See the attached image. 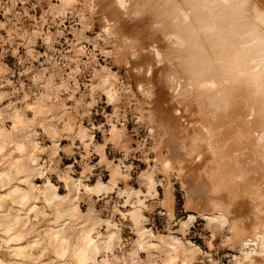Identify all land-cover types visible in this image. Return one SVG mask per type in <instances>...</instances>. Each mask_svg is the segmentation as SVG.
<instances>
[{"label": "rangeland", "instance_id": "rangeland-1", "mask_svg": "<svg viewBox=\"0 0 264 264\" xmlns=\"http://www.w3.org/2000/svg\"><path fill=\"white\" fill-rule=\"evenodd\" d=\"M262 20L0 0V264H264Z\"/></svg>", "mask_w": 264, "mask_h": 264}, {"label": "bare ground", "instance_id": "bare-ground-1", "mask_svg": "<svg viewBox=\"0 0 264 264\" xmlns=\"http://www.w3.org/2000/svg\"><path fill=\"white\" fill-rule=\"evenodd\" d=\"M203 2H204V1H203ZM240 2H241V1H240ZM219 4H220V3H219ZM234 4H235V3H234ZM240 4H241V3H240ZM208 5H209V4H208ZM218 6H219V5H218ZM220 6H221V5H220ZM200 7H201V6H200ZM202 7H203V6H202ZM240 7H241V6H240ZM261 7H262V6H261ZM217 8H218V7H217ZM219 8H220V7H219ZM238 8H239V7H238ZM255 8H256V7H255ZM255 8H254V9H255ZM225 9H226V8H225ZM202 10H203V9H202ZM217 10H218V9H217ZM233 10H234V9H233ZM204 11H205V10H204ZM251 11H252V10H251ZM255 11H256V10H255ZM190 12H191V11H190ZM227 12H228V11H227ZM236 12H237V11H236ZM257 12H258V13H257L256 16H257V17H258V15L261 16V14H259V11H257ZM225 13H226V12H225ZM255 13H256V12H255ZM217 15H218V14H217ZM225 15H226V14H225ZM227 15H228V14H227ZM237 16H238V15H237ZM203 17H204V15H203ZM215 17H216V16H215ZM227 17H228V16H227ZM212 18H213V17H212ZM258 18H259V17H258ZM235 19H236V18H235ZM237 19H238V18H237ZM253 19H254V18H253ZM189 21H190V20H189ZM191 21H192V20H191ZM213 21H214V20H213ZM242 21H243V20H242ZM262 21H264V20H262ZM183 22H184V21H183ZM191 23H192V22H191ZM209 23H210V22H209ZM211 23H212V20H211ZM236 23H237V22H236ZM242 23H243V22H242ZM194 24H195V23H194ZM225 24H226V23H225ZM230 24H231V23H230ZM195 25H196V24H195ZM242 25H243V24H242ZM212 26H213V25H212ZM200 27H201V26H200ZM221 27H222V25H221ZM236 27H237V26H236ZM249 27H250V26H249ZM208 28H209V27H208ZM241 28H242V27H241ZM244 28H245V27H244ZM214 29H216V28H214ZM248 29H249V28H248ZM205 30H206V29H205ZM207 30H208V29H207ZM228 30H229V29H228ZM243 30H244V29H243ZM256 30H257V29H256ZM192 32H193V31H192ZM222 32H223V30H222ZM241 32H242V31H241ZM244 33H245V32H244ZM216 34H217V33H216ZM218 35H219V34H218ZM249 35H250V34H249ZM215 36H216V35H215ZM261 36H262V35H261ZM192 37H193V36H192ZM201 38H202V37H201ZM214 38H215V37H214ZM253 38H254V37H253ZM205 40H206V39H205ZM237 40H238V39H237ZM203 41H204V40H203ZM203 41H201V42H203ZM252 42H253V41H252ZM248 45H249V44H248ZM195 46H196V45H195ZM205 46H206V45H205ZM229 46L231 47V45H229ZM206 47H207V46H206ZM206 47H205V48H206ZM196 49H197V48H196ZM207 49H208V47H207ZM248 49H249V48H248ZM234 50H235V49H234ZM208 51H209V50H208ZM261 52H262V51H261ZM194 54H195V53H194ZM208 55H209V54H208ZM210 56H211V55H210ZM261 56H262V55H261ZM230 57H231V56H230ZM262 57H264V56H262ZM195 58H196V57H195ZM226 58H227V57H226ZM226 58H225V59H226ZM230 59H231V58H230ZM213 60H214V59H213ZM223 60H224V59H223ZM207 61H208V60H207ZM211 61H212V60H211ZM211 61H210V62H211ZM229 61H230V60H229ZM254 61H255V60H254ZM212 62H213V61H212ZM198 64H199V63H198ZM212 64H213V63H212ZM201 65H202V64H201ZM210 65H211V64H210ZM191 67H192V66H191ZM205 67H206V66H205ZM194 69H195V68H194ZM204 70H205V69H204ZM255 70H256V69H255ZM201 71H202V70H201ZM205 71H206V70H205ZM207 71H208V70H207ZM207 71L205 72L206 75H208V74H207ZM231 71H232V70H231ZM202 72H203V71H202ZM199 73H200V72H199ZM221 73H222V72H221ZM233 73H234V72H233ZM259 73H260V72H259ZM199 75H200V74H199ZM214 75H215V74H214ZM191 76H192V75H191ZM211 76H213V74H211ZM219 76H220V75H219ZM225 76H226V75H225ZM230 76H231V75H230ZM191 78H192V77H191ZM212 78H213V77H212ZM201 79H202V78H201ZM212 80H213V79H212ZM215 80H216V79H215ZM234 80H235V78H234ZM258 80H259V79H258ZM192 81H193V80H192ZM200 81H201V80H200ZM209 81H210V80H209ZM224 81H225V80H224ZM197 82H198V81H197ZM210 82H211V81H210ZM216 82H217V81H216ZM227 82H228V81H227ZM230 82H231V81H230ZM230 82H229V84H230ZM232 82H233V81H232ZM191 83H192V82H191ZM203 83H204V82H203ZM208 83H209V82H208ZM260 83H261V82H260ZM201 85H203V84H201ZM208 85H209V84H208ZM225 85H226V84H225ZM243 85H244V84H243ZM245 85H246V84H245ZM194 86H195V85H194ZM194 86H193V87H194ZM233 86H234V85H233ZM250 86H251V85H250ZM207 87H208V86H207ZM210 87H211V86H210ZM215 87H216V86H215ZM248 87H249V86H248ZM202 88H203V87H202ZM219 88H220V87H219ZM229 88H230V87H229ZM231 88H232V87H231ZM261 88H262V87H261ZM216 89H217V88H216ZM233 89L236 91L235 87H233ZM209 90H210V89H209ZM209 90H208V91H209ZM219 90H220V89H219ZM227 90H228V89H227ZM249 90H250V89H249ZM255 90H256V89H255ZM217 91H218V90H217ZM231 91H233V90H231ZM240 91H241V90H240ZM262 91H264V90H262ZM202 92H203V91H202ZM254 92H255V91H254ZM199 93H200V91H199ZM209 93H210V92H209ZM205 94H206V93H205ZM230 94H231V93H230ZM253 94H254V93H253ZM216 95H217V94H216ZM245 95H247V93H246ZM232 96H234V95H232ZM211 97H212V96H211ZM214 97H215V95H214ZM220 97H221V95H220ZM226 97H227V96H226ZM252 98H253V97H252ZM211 99H212V98H211ZM253 99H255V98H253ZM220 101H221V100H220ZM261 101H262V100H261ZM217 105H218V104H217ZM253 107H254V106H253ZM226 109H227V108H226ZM252 109H253V108H252ZM224 110H225V109H224ZM250 125H251V124H250ZM261 129H262V128H261ZM262 131H264V129H262ZM262 131H261V132H262ZM262 133H264V132H262ZM262 133H261V134H262ZM261 134H259V136H260ZM255 136H256V135H255ZM262 136H264V135H261L260 138H261ZM262 138H264V137H262ZM262 141H264V140H262ZM256 142H257V141H256ZM258 142H259V141H258ZM262 143H264V142H262ZM261 145H262V144H261ZM261 145H260V146H261ZM261 147H262V146H261ZM52 187H53V186H52ZM54 188L56 189V187H54ZM46 189H47V188H46ZM19 191H20V190H19ZM15 192L18 193L17 191H15ZM48 194H49V193H48ZM48 194H47V196H48ZM29 195H30V194H29ZM31 195H32V194H31ZM50 196L53 197V195H50ZM50 196H49V197H50ZM49 197H48V199H49ZM55 197L57 198V193H56V192H55ZM46 198H47V197H46ZM50 198H51V197H50ZM51 200H52V199H51ZM57 212H58V211H57ZM14 214H15V213H14ZM3 215H4V214H3ZM215 218H216V217H215ZM6 221H7V220H6ZM4 230H5V229H4ZM86 230H87V228H86ZM254 231H255V230H254ZM12 232H13V231H12ZM15 232H16V231H15ZM86 232H87V231H86ZM256 232H257V231H256ZM3 234H4V233H3ZM16 235H17V234H16ZM253 235H254V234H253ZM9 236H11V235H9ZM260 236H261V235H260ZM253 237H254V236H253ZM261 237H262V236H261ZM8 238H9V237H8ZM18 238H19V237H18ZM248 239H249V238H248ZM248 239H247V240H248ZM13 240H14V239H13ZM258 240H259V239H258ZM67 241H68V240H67ZM85 242H86V241H85ZM91 242H92V240L90 241L89 245H91L90 248H91L92 251L94 252V250L96 251V249H97V248H96L97 245H96V244H92ZM82 243H83V242H82ZM96 243H97V242H96ZM65 244H66V243H65ZM63 245H64V244H63ZM92 245H94V246H92ZM95 245H96V246H95ZM64 246H65V245H64ZM66 246H67V244H66ZM171 246H172V245H171ZM66 248H67V247H65L64 250H66ZM172 248H173V247H172ZM23 249H24V248H23ZM91 249H90V250H91ZM19 252H20V251H19ZM90 252H91V251H90ZM91 253H92V252H91ZM91 253H90V254H91ZM92 254H93V253H92ZM24 255H25V254H24ZM170 255H171V254H170ZM14 263H15V262H14Z\"/></svg>", "mask_w": 264, "mask_h": 264}]
</instances>
